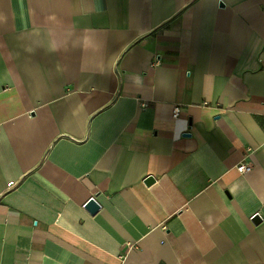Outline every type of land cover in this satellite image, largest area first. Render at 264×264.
<instances>
[{"label": "crops", "instance_id": "crops-1", "mask_svg": "<svg viewBox=\"0 0 264 264\" xmlns=\"http://www.w3.org/2000/svg\"><path fill=\"white\" fill-rule=\"evenodd\" d=\"M0 264H264V0H0Z\"/></svg>", "mask_w": 264, "mask_h": 264}, {"label": "built area", "instance_id": "built-area-1", "mask_svg": "<svg viewBox=\"0 0 264 264\" xmlns=\"http://www.w3.org/2000/svg\"><path fill=\"white\" fill-rule=\"evenodd\" d=\"M191 73V71H190ZM182 114V106L177 104L175 105L174 109H173V116L175 118H179ZM252 149L249 148V150L246 152V155H245V159L246 160H243L241 161L238 165H237V170L242 173V174H246V173H249L251 172L253 169H254V165L252 162H250V157L252 155Z\"/></svg>", "mask_w": 264, "mask_h": 264}, {"label": "water", "instance_id": "water-1", "mask_svg": "<svg viewBox=\"0 0 264 264\" xmlns=\"http://www.w3.org/2000/svg\"><path fill=\"white\" fill-rule=\"evenodd\" d=\"M154 180L153 176H150L147 179V182H152ZM88 207H90L92 209L93 212H96L97 210H99L100 205L98 203H96V201L94 199L90 200L88 203ZM260 219V217H257V220Z\"/></svg>", "mask_w": 264, "mask_h": 264}]
</instances>
